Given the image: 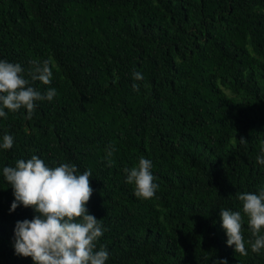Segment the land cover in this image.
<instances>
[{"label":"trees","instance_id":"trees-1","mask_svg":"<svg viewBox=\"0 0 264 264\" xmlns=\"http://www.w3.org/2000/svg\"><path fill=\"white\" fill-rule=\"evenodd\" d=\"M52 58L49 85L31 80ZM0 59L49 102L0 119V169L32 155L90 170L87 205L107 229V264H264L226 243L220 209L264 187V0H0ZM141 73L142 80L134 79ZM152 161L159 188L137 199L125 168ZM13 190L0 173V264L14 251Z\"/></svg>","mask_w":264,"mask_h":264},{"label":"clouds","instance_id":"clouds-1","mask_svg":"<svg viewBox=\"0 0 264 264\" xmlns=\"http://www.w3.org/2000/svg\"><path fill=\"white\" fill-rule=\"evenodd\" d=\"M55 67L52 58L36 64L30 73L31 80L49 85ZM20 63L0 59V119L10 112L26 111L31 119L37 102H51L57 95L55 88L43 94L25 79ZM134 79L143 75L134 73ZM15 137L5 133L0 137V150L12 149ZM264 166V149L256 157ZM152 161L141 157L136 165L125 168V183L133 186L137 199L148 200L155 196L159 185L152 173ZM5 182L13 190L14 201L10 214L20 206L31 208L33 219L17 221L14 229V251L17 256L30 257L33 264H107L109 250L97 248L99 239L107 230L88 210L93 195L90 170L79 172L74 164L61 163L49 166L37 155L19 159L14 166L0 169ZM242 212L220 209L221 227L226 233V243L235 252L247 255L242 225L244 216L254 239L247 243L253 253L264 251V187L255 192L238 195ZM227 264V261H217Z\"/></svg>","mask_w":264,"mask_h":264}]
</instances>
